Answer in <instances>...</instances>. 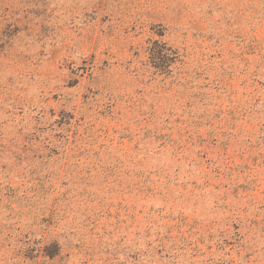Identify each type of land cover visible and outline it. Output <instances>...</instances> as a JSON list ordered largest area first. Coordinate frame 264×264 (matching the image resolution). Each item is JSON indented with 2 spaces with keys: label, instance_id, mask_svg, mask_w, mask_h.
<instances>
[{
  "label": "rangeland",
  "instance_id": "374dc122",
  "mask_svg": "<svg viewBox=\"0 0 264 264\" xmlns=\"http://www.w3.org/2000/svg\"><path fill=\"white\" fill-rule=\"evenodd\" d=\"M0 264H264V0H0Z\"/></svg>",
  "mask_w": 264,
  "mask_h": 264
}]
</instances>
